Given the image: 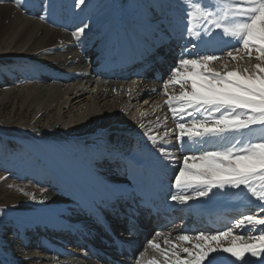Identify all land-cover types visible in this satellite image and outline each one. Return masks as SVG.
I'll return each instance as SVG.
<instances>
[{
	"label": "bare ground",
	"instance_id": "6f19581e",
	"mask_svg": "<svg viewBox=\"0 0 264 264\" xmlns=\"http://www.w3.org/2000/svg\"><path fill=\"white\" fill-rule=\"evenodd\" d=\"M161 2L172 12L161 8ZM37 5L29 10L30 17H23L12 7L0 6V36L7 37L8 51L31 62L27 63L30 67L26 77L32 83L24 90L10 88L5 97L19 96L23 109L33 114L30 125L8 127L0 123V137L26 148L38 160L37 168L31 172L41 180L26 203L0 207V236L15 243L11 251L0 254V264H111L102 257L106 250L100 255L105 247L107 253L118 257L112 251L111 239L100 244L105 237L100 230L90 241L88 224L98 230L100 223L92 207L98 204L111 219L120 220L121 213L131 208L145 214L143 195L147 193H151L148 202L154 196L166 209L179 207L194 213L207 205L209 215L215 210L232 212L223 218L217 232L210 227L220 219L219 215L195 220L178 214L171 218L170 225L165 215L148 225L163 235L157 237L156 232H150L140 240L134 256L125 257L124 264H148L152 258L162 261L163 251L170 253L172 245L178 249L188 247L195 254L200 249L193 245L200 242H182L178 235L228 230L239 235L252 227H235L244 215L264 218V212L257 211L259 202L247 193L234 194L239 190L218 192L188 204L171 200L172 195L182 194L173 183L187 146L182 149L176 140V121L166 103L169 96L180 95L181 88L170 86L165 95L163 87L185 46L191 52L218 50L221 59L209 67L222 74L255 70L256 53L250 59L242 50L234 53L236 60L222 54L235 42L223 37L219 29L205 36L206 42L199 49H191L194 41L186 33L185 4L181 0H147L144 9L135 0H108L107 39L103 33L96 37L76 36L75 23L69 18L71 0H61L57 12L45 19H41V8L45 6ZM179 8L182 11H177ZM204 24L206 21L194 20L192 27L198 30ZM13 84L8 81V85ZM184 90L190 91V86ZM169 129L172 131L161 140ZM152 136L156 137L155 146ZM161 146L168 150L164 155L158 150ZM144 159L150 163L147 171L141 167ZM72 194L77 195L75 204L68 203ZM92 195L96 198L90 199ZM48 220L61 225L46 227ZM124 224L122 219L115 236L118 240L126 235ZM194 228L199 231L191 232ZM81 238L87 242L83 244ZM230 239L212 241L213 246L220 247L202 258L201 264H208L213 257V264H243L221 250L230 246ZM149 241L159 244L160 251L151 248ZM90 244L95 252L88 250ZM179 254L182 259L188 255L182 251ZM249 257L250 253H245V259ZM251 260L260 264L264 255Z\"/></svg>",
	"mask_w": 264,
	"mask_h": 264
},
{
	"label": "snow or ice",
	"instance_id": "6c2138e0",
	"mask_svg": "<svg viewBox=\"0 0 264 264\" xmlns=\"http://www.w3.org/2000/svg\"><path fill=\"white\" fill-rule=\"evenodd\" d=\"M181 2L185 4L186 33L190 41H194L191 49H199L206 42L204 37L212 36L215 29H219L223 37L235 42L222 54L236 60L234 53L246 50L250 59L256 53L254 59L258 63L255 70L222 74L209 67L213 61L221 59L218 50L191 52L189 46L183 48L168 80L163 83L165 95L170 86L181 88L180 95L169 96L166 103L176 121V140L182 149L187 146L173 183L182 194L172 195L171 200L188 204L218 192L228 194L239 190L234 194L247 193L259 202L257 211L264 212V0H241L239 6H234L233 0ZM17 3L23 6L19 0ZM84 4L85 0H77V6ZM220 6L227 10L223 15L219 14ZM194 20L206 21V24L194 30ZM87 27L85 24L79 31ZM189 86L190 91L184 90ZM171 131H165L161 140ZM252 133H259L260 138H253ZM150 139L155 146L156 137ZM158 150L161 155L168 151L163 146ZM246 225L252 227L239 235L231 230L178 235L177 239L182 242L192 239L200 242L193 245L200 251L194 254L188 247L178 249L177 245H172L170 253L163 251L162 261L152 258L148 264H201L202 258L220 247L219 244L213 246L212 241L229 237L230 246L221 250L243 264H255L251 257L264 255V218L246 214L236 221L235 227ZM155 235L159 237L163 233L158 231ZM149 244L160 251L159 244L154 241ZM181 251L188 254L186 258H181ZM245 253H250L248 259ZM214 259H209L208 264H213ZM260 264H264V260Z\"/></svg>",
	"mask_w": 264,
	"mask_h": 264
},
{
	"label": "rangeland",
	"instance_id": "374dc122",
	"mask_svg": "<svg viewBox=\"0 0 264 264\" xmlns=\"http://www.w3.org/2000/svg\"><path fill=\"white\" fill-rule=\"evenodd\" d=\"M146 1L135 0L136 4L142 9H144ZM171 2L173 3V0ZM89 3H93L90 8L88 7ZM235 3L234 6H239L241 0H236ZM19 4L23 6H18L17 0H3V2H0V6L17 9L16 11L23 17H30L28 13L33 5L38 4L39 8L45 6V8H41V17L45 19L52 17L57 12L61 0H19ZM107 7L108 0H89V2L85 0V4L79 6H77V0H71L72 12L69 18L71 22L75 23L76 36L91 34L96 37L99 33H103L105 39H107L110 28L106 18ZM161 8L171 11L163 2H161ZM177 11L182 10L179 8ZM225 11L227 10L220 6L219 14L223 15ZM85 24L88 25L87 29L85 28L83 32H80L79 29ZM105 39L102 38L101 41L105 42ZM8 45L7 37L0 36V123H4L8 127L30 125L33 117L32 110L23 109L22 99L19 96L6 95L5 97V93L10 88L24 90L32 83L26 77V70L30 67L27 63L30 64L31 62L24 59V57H19L17 52H9ZM10 50L13 51L11 48ZM8 81L14 82L13 86L8 85ZM250 135L253 138H260L259 133ZM16 144L0 137V207L3 208L21 205L29 201L32 193H36V182L40 183L39 181H41L32 176L33 173L31 172L32 168H37L38 160L26 148ZM14 246L15 243L12 240L0 236L1 255L11 251Z\"/></svg>",
	"mask_w": 264,
	"mask_h": 264
}]
</instances>
